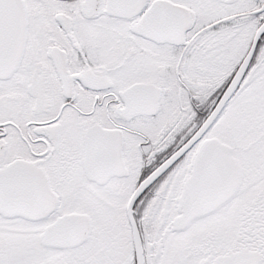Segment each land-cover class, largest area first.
Returning a JSON list of instances; mask_svg holds the SVG:
<instances>
[{
  "label": "snow or ice",
  "instance_id": "obj_1",
  "mask_svg": "<svg viewBox=\"0 0 264 264\" xmlns=\"http://www.w3.org/2000/svg\"><path fill=\"white\" fill-rule=\"evenodd\" d=\"M0 264H264V0H0Z\"/></svg>",
  "mask_w": 264,
  "mask_h": 264
}]
</instances>
